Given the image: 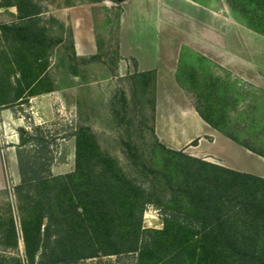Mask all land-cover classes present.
Here are the masks:
<instances>
[{
  "label": "trees",
  "instance_id": "trees-1",
  "mask_svg": "<svg viewBox=\"0 0 264 264\" xmlns=\"http://www.w3.org/2000/svg\"><path fill=\"white\" fill-rule=\"evenodd\" d=\"M226 1L238 21L264 36V0ZM73 3L67 0L66 5ZM0 7L16 9L15 20L0 22L1 108L55 89L49 72L54 53L55 67L61 64L66 78L72 75L83 81L89 65L108 54L104 36L96 32L97 53L78 56L72 29L55 17L47 18L40 0H0ZM114 52L119 59V43ZM196 71L190 68L188 78L202 92L203 103L199 97L194 104L200 117L264 157L249 140H240L224 127L231 121L224 110L226 96L225 103L220 102V96L228 94L227 83L214 76L201 83ZM132 76L139 78L143 91L149 86L155 92V71ZM176 78L182 85L178 74ZM72 136L74 169L54 175L49 132L42 126L20 129L16 150L20 181L14 194L21 237L14 207L7 203L0 212L1 248L16 251L22 238L28 264H77L102 256H129L133 264H264V177L163 144L162 167H148L139 160L137 148L124 141L133 166L147 169L144 186L100 147L89 128L79 126ZM149 204L159 209L160 228L143 224ZM11 259L19 261L16 256Z\"/></svg>",
  "mask_w": 264,
  "mask_h": 264
},
{
  "label": "rangeland",
  "instance_id": "rangeland-1",
  "mask_svg": "<svg viewBox=\"0 0 264 264\" xmlns=\"http://www.w3.org/2000/svg\"><path fill=\"white\" fill-rule=\"evenodd\" d=\"M40 1L45 7L44 14L47 18L55 17L72 29L74 44V31L78 32L79 47L83 52V54L78 53L75 47L78 56L88 57L98 51L96 39H94L95 51L90 53L94 49L92 48L93 43L86 40L89 32L94 34V38L96 32L104 36L105 49L108 54L103 56L98 63L89 65L87 80L83 81L80 77L72 75H67L66 78L63 66L60 64L55 67L56 54L54 53L51 57L49 72L54 80L55 89L33 96L26 103L8 108L0 107V212L4 211L7 203L13 205L20 237L19 212L14 186L20 181L16 150L20 141L19 131L21 128L32 130L34 126H42L44 131L49 132V136L52 138L50 145L51 170L54 175L74 169L75 137L72 136V132L79 126L89 128L95 134L100 147L115 157L127 173L137 176L144 186L148 185L147 179H145V173H148L147 169L142 166H133L131 159L126 154L123 142H130L136 147L139 160L144 161L148 167L155 164L161 168L162 151L160 146L163 144L168 147L156 135L154 129L155 92L153 93L149 86L143 91L138 81L139 78L132 76L137 71L129 72V69L127 70L128 67L130 68V63L134 65L133 58L121 62V55L118 59L114 52L118 43L120 52V19L127 0H122L119 3H114L111 0L98 2L74 0L73 5L70 6L66 5L67 0ZM192 1L206 8L209 14H211L210 11H214L234 19L241 26L244 25L234 17L226 0ZM145 6L146 4H144ZM154 7L151 8L147 5L149 10L155 9L154 12H158L163 17H166L170 11L171 13L175 11L174 13L185 14L183 7L180 8L181 10L174 9L166 5L163 0H160L157 9ZM181 18L183 17L177 15L174 27L169 22L164 25V42L161 38L160 44L161 48L169 52H179L176 75L178 74L182 80V85L178 84L185 90L194 105L202 92L198 83H193L188 78L189 69L197 70V78L201 83L208 76L221 78L228 85V94L221 95L223 92L221 88L219 91L220 102L225 103L227 98L224 110L231 120L228 125L224 124V127L233 130L240 140H249L257 149L264 152V36L255 32V43H250L251 60L256 63L255 78L253 77L255 82L253 83L233 75L228 69L183 45L188 23L184 18ZM15 19L16 9L14 7H0V22H11ZM241 26L238 28H242ZM233 49L245 56L248 49L247 42L240 38L238 43L234 44ZM181 57L182 67L179 69ZM213 99L211 101H214ZM200 100L203 103V98ZM181 107H183L182 99L172 95L169 100L162 102L161 113L167 114L168 111L172 112L174 108ZM171 134L174 133L171 131ZM194 140L196 143L191 141L189 145L177 150L192 155V146L198 142V139ZM262 167L264 168V166ZM143 224L145 227L160 228L162 226L161 215L156 206L147 205L143 215ZM20 237L16 251L0 247V264H28ZM14 256L19 258V261L11 259ZM133 263L134 259L129 256H102L85 259L77 264Z\"/></svg>",
  "mask_w": 264,
  "mask_h": 264
},
{
  "label": "crops",
  "instance_id": "crops-1",
  "mask_svg": "<svg viewBox=\"0 0 264 264\" xmlns=\"http://www.w3.org/2000/svg\"><path fill=\"white\" fill-rule=\"evenodd\" d=\"M163 1L174 9L183 7L185 14L170 11L163 17L154 12L155 9L152 11L147 8L148 5L157 9L160 0H127L120 19L121 62L133 58L135 63L134 65L130 63V68H127L129 72L156 73L154 120L156 135L172 149L187 146L194 139H198L197 144L192 146L191 154L195 157L264 177L263 156L241 146L200 117L191 99L176 80L179 52H169L160 45L161 38L164 42V25L169 22L174 27L177 15L183 17L188 23L183 45L203 54L228 69L233 75L254 83L256 63L251 60L249 49L250 43H255V31L220 13L210 11L209 14L206 8L192 0ZM74 33L76 50L83 54L79 47L78 32L75 30ZM240 38L247 42L245 56L233 49ZM94 39V34L89 32L86 40L93 43L94 49L90 53L95 51ZM121 67L120 65V69ZM172 95L182 99L183 107L174 108L167 114L161 113L162 102L169 100ZM171 131L174 134H171Z\"/></svg>",
  "mask_w": 264,
  "mask_h": 264
},
{
  "label": "water",
  "instance_id": "water-1",
  "mask_svg": "<svg viewBox=\"0 0 264 264\" xmlns=\"http://www.w3.org/2000/svg\"><path fill=\"white\" fill-rule=\"evenodd\" d=\"M46 222V219H44V223Z\"/></svg>",
  "mask_w": 264,
  "mask_h": 264
}]
</instances>
